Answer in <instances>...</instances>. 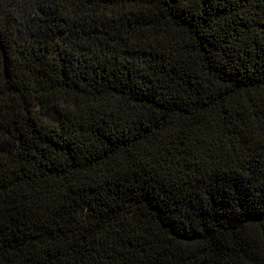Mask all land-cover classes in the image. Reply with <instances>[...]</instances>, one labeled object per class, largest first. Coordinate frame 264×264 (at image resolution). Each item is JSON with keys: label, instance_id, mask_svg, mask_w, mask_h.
<instances>
[{"label": "trees", "instance_id": "trees-1", "mask_svg": "<svg viewBox=\"0 0 264 264\" xmlns=\"http://www.w3.org/2000/svg\"><path fill=\"white\" fill-rule=\"evenodd\" d=\"M0 264H264V0H0Z\"/></svg>", "mask_w": 264, "mask_h": 264}]
</instances>
